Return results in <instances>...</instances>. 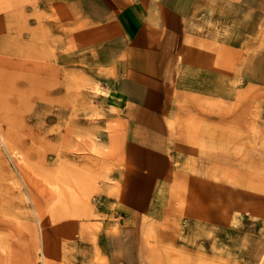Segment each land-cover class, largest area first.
<instances>
[{"label":"rangeland","instance_id":"1","mask_svg":"<svg viewBox=\"0 0 264 264\" xmlns=\"http://www.w3.org/2000/svg\"><path fill=\"white\" fill-rule=\"evenodd\" d=\"M104 1L0 0V264H264V0L197 9L185 118L136 210L113 172L152 137L122 119L113 40L91 21Z\"/></svg>","mask_w":264,"mask_h":264},{"label":"crops","instance_id":"2","mask_svg":"<svg viewBox=\"0 0 264 264\" xmlns=\"http://www.w3.org/2000/svg\"><path fill=\"white\" fill-rule=\"evenodd\" d=\"M126 1L113 0L112 4L104 1L101 11H96L91 21L98 23L113 40L111 47L116 56L113 65L117 69L121 66L117 87L125 105L122 119L134 130L147 131L152 137V140L140 139L136 135L127 148L123 146V157L126 158L128 149L132 161L124 162L126 165L113 172L121 187L120 198L122 201L128 199L130 202L125 206L136 210L138 206L131 204L132 200L148 201L158 197L162 180L158 173L146 169L150 165L148 159L167 157L166 161L161 160L165 162L155 164L156 170L163 171L169 165L168 154L174 150L170 138L178 128L179 120L185 118L175 111L176 92L181 87L176 73L179 56L182 51L194 50L191 39L205 38L195 34L191 24L207 17L203 14V19L195 18L196 15L201 17L197 9L204 7V0H131L129 4ZM113 235L107 233L105 240L108 243L104 247L109 254L111 250L115 255L113 242L119 241L117 246H121V241Z\"/></svg>","mask_w":264,"mask_h":264},{"label":"bare ground","instance_id":"3","mask_svg":"<svg viewBox=\"0 0 264 264\" xmlns=\"http://www.w3.org/2000/svg\"><path fill=\"white\" fill-rule=\"evenodd\" d=\"M21 27H23V26H21ZM24 29V28H23ZM18 31H19V29H18ZM20 32V31H19ZM21 33V32H20ZM17 35H19V34H17ZM36 59V58H35ZM39 60V59H38ZM207 62V61H206ZM209 62V61H208ZM30 63V62H29ZM33 64H35V63H33ZM39 65L40 64H38V67H39ZM36 66V65H35ZM42 67H43V65H41ZM40 66V67H41ZM46 68V67H45ZM49 68V67H48ZM51 68V67H50ZM53 68H56V65H55V67H53ZM56 70V69H55ZM32 71V70H31ZM57 76V75H56ZM55 77V76H54ZM16 80V79H15ZM29 81V80H28ZM17 82V81H16ZM31 84V83H30ZM17 85V84H16ZM32 85H34V84H32ZM38 86V85H37ZM39 87V86H38ZM41 88V87H40ZM47 91V90H46ZM49 91V90H48ZM42 93V92H41ZM40 94V93H39ZM42 97V96H41ZM39 125V124H38ZM36 129V128H35ZM24 130V129H23ZM33 131V129L31 130V132ZM54 131V130H53ZM36 133V132H35ZM54 133V132H53ZM38 132H37V136H38ZM24 135H26L25 133H24ZM42 135V134H41ZM40 136V135H39ZM38 136V137H39ZM21 137V136H20ZM42 137H44V135H42ZM46 138V137H45ZM1 139L3 140V138H2V136H1ZM19 139V138H18ZM34 139H36V138H34ZM29 140V139H28ZM38 140V139H37ZM36 142V141H35ZM34 142V143H35ZM49 142V141H48ZM17 143H18V141H17ZM20 143V142H19ZM37 143V142H36ZM35 143V144H36ZM40 143V142H39ZM51 143H53V142H51ZM50 143V144H51ZM50 144H48V145H50ZM56 144H57V142H56ZM17 145V144H16ZM22 145V144H21ZM44 145V144H43ZM40 146L42 147V143H40ZM51 146H52V144H51ZM15 147V146H14ZM30 148V147H29ZM44 148H46L45 146H44ZM40 149H42V148H40ZM46 150V149H45ZM32 151V150H31ZM38 151V150H37ZM52 151V150H51ZM28 152V151H27ZM39 152V151H38ZM53 152H54V150H53ZM38 154V153H37ZM28 155V154H27ZM31 155H32V153H31ZM38 156V155H37ZM36 157V156H35ZM42 157V156H41ZM40 158V157H39ZM56 160V159H55ZM4 161V160H3ZM30 197H32V199L34 198L33 197V195L31 194V196ZM35 203V202H34ZM38 203V202H37ZM36 204V203H35ZM36 207V206H35ZM38 207V206H37ZM36 211H39L38 210V208H36ZM214 220V219H213ZM216 220V219H215ZM218 220V219H217ZM39 225V224H38ZM40 225H41V223H40ZM87 227V226H86ZM3 228V227H2ZM42 228V227H41ZM42 230H43V228H42ZM1 231V230H0ZM44 232V231H43ZM42 237V236H41ZM44 239V238H43ZM96 239V238H95ZM5 240V239H4ZM45 241V240H44ZM46 242V241H45ZM7 242H5L4 244H6ZM3 244V243H2ZM44 244V243H43ZM101 245V244H100ZM4 246V245H3ZM6 247V246H5ZM102 247V246H101ZM44 249H45V251H46V247L44 246ZM47 249H48V246H47ZM11 251H12V249H11ZM3 252V251H2ZM45 253V252H44ZM47 253V252H46ZM47 255V254H46ZM11 256H13V255H11ZM10 256V257H11ZM48 256V255H47ZM45 257V256H44ZM12 259V258H11ZM47 259H49V258H47ZM103 259V258H102ZM4 261V260H3ZM10 261V260H9ZM50 261V260H49ZM4 263V262H3ZM5 264V263H4ZM45 264H46V262H45ZM50 264V263H49Z\"/></svg>","mask_w":264,"mask_h":264}]
</instances>
